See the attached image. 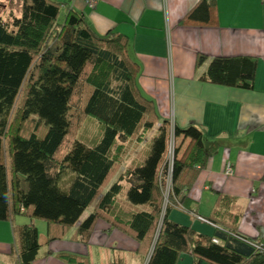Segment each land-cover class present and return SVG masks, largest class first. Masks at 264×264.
<instances>
[{"label": "trees", "instance_id": "obj_1", "mask_svg": "<svg viewBox=\"0 0 264 264\" xmlns=\"http://www.w3.org/2000/svg\"><path fill=\"white\" fill-rule=\"evenodd\" d=\"M16 1L21 3V15L13 14L8 21L0 17V221L23 215L44 221L49 241L64 236L119 171L117 142H141L159 123L146 158L125 176L130 183L127 202L147 205L149 210L127 221L107 222L139 243V251L149 256L147 264H176L182 254H189L192 264H264V243L225 223V215L223 221L206 218L218 225L208 238L169 221L172 207L190 209L188 193L217 145L205 144L195 125L182 129L159 118L152 100L137 86L140 67L129 55L128 38L112 31L95 35L80 15L64 13L54 0ZM211 11L210 3L201 0L180 25H207ZM206 61L199 55L196 67ZM256 67L257 60L251 57H215L200 80L249 90ZM74 115L80 117L79 125L87 117L98 121L101 133L92 144L81 143L74 135L70 140L78 128ZM13 121L19 128L14 130ZM40 123L47 128L43 137L37 134ZM27 124L31 128L22 130ZM65 170L73 180L63 191L58 181ZM120 181L103 195L99 209L79 224L83 239L103 207L120 193ZM15 230L14 256L3 264H33L39 251L37 228ZM58 257L66 264H86L77 256Z\"/></svg>", "mask_w": 264, "mask_h": 264}, {"label": "crops", "instance_id": "obj_2", "mask_svg": "<svg viewBox=\"0 0 264 264\" xmlns=\"http://www.w3.org/2000/svg\"><path fill=\"white\" fill-rule=\"evenodd\" d=\"M54 1L62 4L64 13L80 15L99 37L109 31L126 36L129 55L140 67L136 79L139 91L152 100L159 118L182 129L195 125L203 132L205 144L217 145L188 193L190 209L172 207L169 221L208 238L218 225L202 223L196 216L223 221L225 215V223L264 243V0H207L212 9L207 25H180L201 0H97L94 9L82 0ZM199 55L207 61L196 67ZM215 57L255 58L252 88L202 82L200 77ZM158 127L159 123L145 136V145L117 142L119 171L64 236L49 241L47 224L23 215L0 221V264L12 260L15 229L26 225L35 226L39 233V251L33 264H66L58 257L61 254L80 257L86 264H147L149 256L139 251V243L107 219L127 221L133 214L149 210L147 205L127 202L130 183L125 176L144 161ZM227 162L233 168L232 176L224 174ZM72 180L73 174L65 170L59 188L66 191ZM119 181L120 193L103 207L101 217L83 239L77 231L79 224L99 209L103 195ZM176 264H192V257L182 254Z\"/></svg>", "mask_w": 264, "mask_h": 264}, {"label": "rangeland", "instance_id": "obj_3", "mask_svg": "<svg viewBox=\"0 0 264 264\" xmlns=\"http://www.w3.org/2000/svg\"><path fill=\"white\" fill-rule=\"evenodd\" d=\"M20 8H21V3L16 0H0V17L8 21L10 20V17L13 14H16V13L21 14ZM72 120H73L72 121L73 124L77 125L78 128L77 129L75 128L76 130L75 129L73 130L72 135L70 136V140L73 138V135H74L75 138H77V141L90 145L98 138L99 134L101 133L100 132L101 126L99 125L98 121H96L95 119L91 117H87L85 121L82 120L80 125H79L80 117L78 115H74L72 117ZM12 123H13L12 126L14 127V130L16 128H19L17 121L15 122L13 121ZM30 128H31L30 124H27L23 127L22 130L26 131V130H29ZM46 131H47L46 126L40 123L39 129L37 132L38 137H43ZM143 141L144 140H142L141 142ZM133 142H136V141L133 140ZM143 145H145V142H143ZM176 145L177 146L179 145V141H177ZM183 147L184 145H182V148ZM167 198L168 196H165L164 209L166 208V205H167Z\"/></svg>", "mask_w": 264, "mask_h": 264}, {"label": "built area", "instance_id": "obj_4", "mask_svg": "<svg viewBox=\"0 0 264 264\" xmlns=\"http://www.w3.org/2000/svg\"><path fill=\"white\" fill-rule=\"evenodd\" d=\"M71 1H73V0H71ZM82 1L86 5V7L90 8V9H94L95 5L97 4V0H82ZM173 149H174V142L172 139L170 141V144H169V156H168L170 169L172 167ZM224 174H225V176H232L233 175V168L229 162H227L225 164ZM196 218H197V220H199L202 223H206V224H209L211 226H214L211 222H209L207 219H205L203 217L196 216ZM214 242L216 243V241H214Z\"/></svg>", "mask_w": 264, "mask_h": 264}]
</instances>
